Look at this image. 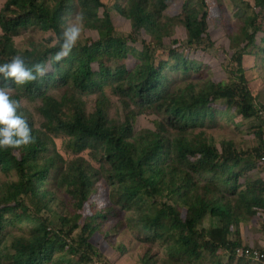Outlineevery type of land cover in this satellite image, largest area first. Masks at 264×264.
<instances>
[{"label": "trees", "instance_id": "16d2710c", "mask_svg": "<svg viewBox=\"0 0 264 264\" xmlns=\"http://www.w3.org/2000/svg\"><path fill=\"white\" fill-rule=\"evenodd\" d=\"M173 1H5L0 64L21 54L44 74L21 86L0 79L35 137L0 149V264H250L238 249L263 241L251 245L245 227L264 228V127L243 148L234 137L219 147L210 126L226 113L221 101L264 121L253 90L264 60L246 66L251 51L264 53V0H186L172 16ZM78 22L97 38L57 61ZM211 26L234 49L229 80L213 73ZM143 115L156 116L154 128L136 131Z\"/></svg>", "mask_w": 264, "mask_h": 264}, {"label": "rangeland", "instance_id": "374dc122", "mask_svg": "<svg viewBox=\"0 0 264 264\" xmlns=\"http://www.w3.org/2000/svg\"><path fill=\"white\" fill-rule=\"evenodd\" d=\"M5 1L6 0H0V9L4 5ZM185 1L186 0H175L171 2L169 15L173 14L172 16H174L176 14H180L181 6L184 4ZM117 19L119 20L118 24H119L120 33L129 34L132 31L131 25L119 17H117ZM211 32L217 44L216 47L211 51L213 73L216 77L223 79V80H227L229 78V74L227 73L225 67L226 65H229V61L231 59L232 54L234 53V49L231 47V44L228 41L223 28H215L214 26H211ZM33 35H34L33 32L25 33L23 37L17 40L18 45L19 46L26 45L27 41H25L24 38L28 36H33ZM82 37L97 38V34L91 31H87L84 33L81 32L80 38ZM36 38L43 39V36L38 35ZM175 38L180 39L182 41H186L187 40L186 31L183 28L178 26L176 28ZM147 39L149 40V38ZM139 41L141 43L140 36H139ZM255 52L256 50L254 49L253 51H251V54L247 56L246 58L247 68H251L255 64H257V62H262L264 60V53H261L256 57L254 56ZM94 69L96 70L98 69L96 64H94ZM255 78L256 79H255V83L253 86V90L256 93L257 102L259 103V105H264V77L262 75L261 77L255 75ZM62 93H63V90L61 88H57L53 90V94L55 96H59ZM115 102H117V106H118V100L115 99ZM221 103L223 104L222 106L223 109L221 111L226 112V113H221L219 117L216 118L215 122H213L212 125L210 126V133L214 137L216 143L220 147L224 139L228 140L229 138L234 137L237 140L238 146L243 147V148H249V146L252 145V138H253L252 134L254 133L253 129L256 128V126L258 125H262L264 127V121L260 118L246 119L243 116H239V115L236 116L234 115V112H235L234 110L233 111L227 110L226 107H224L226 105V101H221ZM26 106L34 113L36 117H38V115L36 114L35 103L27 102ZM155 119H156L155 115L154 116L153 115H143L139 117L135 124L136 131H140L144 128H154ZM240 125L241 127L239 128ZM61 140L63 139L61 138V139L56 140V147L64 157H66L67 159H70L73 155H71L69 152H67L64 149L63 145L61 144ZM254 174L258 175L256 174V172H254L253 175ZM259 175L261 177H264V167L260 169ZM242 180L245 181V178H243ZM207 219L205 221V224L207 227H210L212 224L211 219H208V220ZM255 226L259 230L258 234H250L249 232H252V231H248V228L245 227L246 229L245 236L246 235L249 236V238L253 242V243H250L251 245H255L259 241L264 240V228H263L262 223L258 222L257 225ZM132 252H135V251H132ZM107 254H110V252H108ZM228 259H229V256L227 255L223 256V260L225 262H227Z\"/></svg>", "mask_w": 264, "mask_h": 264}, {"label": "clouds", "instance_id": "9594fccd", "mask_svg": "<svg viewBox=\"0 0 264 264\" xmlns=\"http://www.w3.org/2000/svg\"><path fill=\"white\" fill-rule=\"evenodd\" d=\"M81 31L82 24L79 22L65 29L61 51L55 56L57 61L67 57L71 49L78 44ZM34 68L35 73L32 68L27 67L26 58L16 54L8 62L0 64V79L5 82L12 81L18 86L25 85L44 74L39 62L34 64ZM20 108V101L12 98L10 85H0V149H17L35 142L27 118L18 111Z\"/></svg>", "mask_w": 264, "mask_h": 264}, {"label": "built area", "instance_id": "2783aa9c", "mask_svg": "<svg viewBox=\"0 0 264 264\" xmlns=\"http://www.w3.org/2000/svg\"><path fill=\"white\" fill-rule=\"evenodd\" d=\"M264 160V158H263ZM238 256L247 259L251 264H264V240L257 249H238ZM101 264V263H97Z\"/></svg>", "mask_w": 264, "mask_h": 264}, {"label": "crops", "instance_id": "0c3cea01", "mask_svg": "<svg viewBox=\"0 0 264 264\" xmlns=\"http://www.w3.org/2000/svg\"><path fill=\"white\" fill-rule=\"evenodd\" d=\"M246 239H247L250 243H253V242L251 241V239L249 238V236H247Z\"/></svg>", "mask_w": 264, "mask_h": 264}]
</instances>
